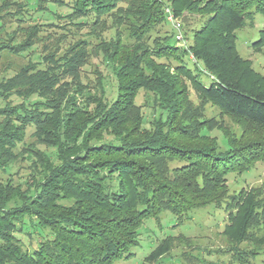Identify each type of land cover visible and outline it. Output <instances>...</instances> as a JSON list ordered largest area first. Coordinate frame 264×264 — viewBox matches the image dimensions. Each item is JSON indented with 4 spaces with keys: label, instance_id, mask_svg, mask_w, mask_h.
<instances>
[{
    "label": "trees",
    "instance_id": "16d2710c",
    "mask_svg": "<svg viewBox=\"0 0 264 264\" xmlns=\"http://www.w3.org/2000/svg\"><path fill=\"white\" fill-rule=\"evenodd\" d=\"M25 1L26 8L47 11V0ZM50 2L69 9L70 25L92 28L99 40L94 52L110 67L116 93L109 99L101 73L92 87L82 82L80 68L90 55L86 41L62 55L49 48L0 78V173L18 162L30 129L37 146L23 151L31 161L24 187L11 177L0 180V264H114L132 256L145 221L159 222L168 212L181 222L208 205L228 213L223 234L237 260L255 256L239 247L264 246V234L254 235L260 228L264 233V183L230 194L227 176L264 162V76L237 50V32L254 15H264V0ZM13 5L19 2L3 1L1 14H10ZM166 6L187 22L186 15L204 19L187 47L161 34ZM109 20L115 25L110 41L97 36ZM4 22L0 17V35L8 32ZM37 28L22 30L31 39ZM14 35L0 38V54L22 59L34 45L17 47ZM204 75L209 85L200 79ZM188 83L201 100L198 106ZM141 92L145 106L137 103ZM202 102L260 134L245 140L223 133L222 145L211 136L214 122L202 119ZM28 227L41 238L27 246L18 235ZM171 240L164 239L143 264L166 256Z\"/></svg>",
    "mask_w": 264,
    "mask_h": 264
},
{
    "label": "rangeland",
    "instance_id": "374dc122",
    "mask_svg": "<svg viewBox=\"0 0 264 264\" xmlns=\"http://www.w3.org/2000/svg\"><path fill=\"white\" fill-rule=\"evenodd\" d=\"M9 4L15 0H1ZM19 6L13 5L10 14L0 12V17H3L5 30L7 34L3 33L0 38H11L15 32L16 39L13 45L19 47L25 43H31L34 47L29 50V53L23 54L22 59L13 58L7 52L0 54V78L12 76L21 68L27 65V61L33 59L36 61L39 55H47L49 48L58 55L70 50L75 44L86 41L89 44L88 52L89 59L80 68V75L84 85L93 86L96 83L98 75L104 76L106 82V89L109 99H114L116 93V80L110 67L104 62L102 54H95L97 43L99 40L95 36H91L92 28L72 26L66 20L65 16L69 13L68 8L57 7L52 4L50 0L43 3L47 11L38 12L30 6L27 8L24 5L25 0H17ZM22 6V7H21ZM31 8V9H30ZM62 16L61 19L55 17V14ZM185 18H178V23L181 24V33L184 42L188 45L192 40L193 30L199 28L204 21L197 15H186ZM16 19H21L24 22H16ZM11 22V23H10ZM77 23V22H76ZM79 23V22H78ZM108 29L106 31H98V37L110 41L115 38L114 23L109 20L106 21ZM37 26L35 37L28 39V27ZM21 27V28H19ZM103 27V26H102ZM122 28L124 40L128 39L130 32L125 27ZM104 29V28H103ZM4 30V31H5ZM5 31V32H6ZM19 31V32H18ZM161 34L174 35L176 31L174 26L167 22L165 27L161 29ZM37 35V36H36ZM95 35V33H94ZM264 36V15L256 14L252 19H248L246 26L237 32V50L240 56L257 72L264 76V38L263 42L254 46V43L259 41ZM39 37L40 41L37 40ZM10 41L9 39L6 40ZM19 44V45H18ZM180 45V44H179ZM47 48V50H45ZM24 57V58H23ZM193 68L191 64H188ZM205 85L210 84L208 76L200 78ZM191 100L195 106L201 104V100L195 90L189 85ZM144 92H141L137 99V103L145 106ZM204 114L202 119L213 121L215 124L211 136L218 138V142L226 146V140L223 133L227 136L235 137L236 139L245 140L255 139L260 132L256 128H252L246 121L231 117L225 114L220 107L213 103L202 102ZM151 107V106H148ZM152 108V107H151ZM256 129V130H255ZM32 129L28 131V138L25 142L24 148L20 147L19 152L25 156L18 159V162L8 170L5 174L0 173V180L6 181L10 177L16 184L24 187L23 183L30 178L31 161L28 160L29 153L23 152L24 149H31L37 147L36 141L32 137ZM27 147V148H26ZM40 150L45 151L44 146H38ZM23 156V157H24ZM178 163H173L172 167ZM264 183V162L256 163L249 171L242 174L231 172L227 176V186L230 194H237L241 190H250L252 188H259ZM228 221V213L224 208H218L213 205L195 210L188 219L178 222V220L170 213L166 212L160 216L159 222L155 219H149L144 222L140 228V238L138 246L133 247L129 254L131 257L124 256V258L117 260L114 264H143L145 259L154 251L159 244L164 240L171 238V251L161 259H158L153 264H264V246L259 250L255 249V245L251 242L242 244L239 248L242 251L256 253L255 256L243 257L241 260L233 255L231 251V244L224 236V227ZM258 232V234H256ZM25 234L18 235V238L24 240L26 245L35 242L41 237L30 227L26 229ZM32 237H27L30 234ZM254 235L260 237L264 234L263 229L257 230ZM27 235V236H26ZM46 236V235H45ZM255 251V252H254Z\"/></svg>",
    "mask_w": 264,
    "mask_h": 264
},
{
    "label": "built area",
    "instance_id": "2783aa9c",
    "mask_svg": "<svg viewBox=\"0 0 264 264\" xmlns=\"http://www.w3.org/2000/svg\"><path fill=\"white\" fill-rule=\"evenodd\" d=\"M162 1H165V0H162ZM164 12H165V15L167 17V21L170 22L173 26H174V29L176 31V40L178 41V43L181 45V46H184V47H187L186 45V42H184V38H183V35L181 33V24L178 23V18H176L171 10L170 7L166 6L164 8Z\"/></svg>",
    "mask_w": 264,
    "mask_h": 264
}]
</instances>
